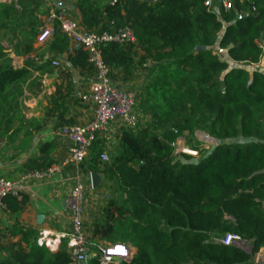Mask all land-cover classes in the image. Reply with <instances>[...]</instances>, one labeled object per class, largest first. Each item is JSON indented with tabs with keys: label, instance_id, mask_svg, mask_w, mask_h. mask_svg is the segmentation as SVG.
Here are the masks:
<instances>
[{
	"label": "trees",
	"instance_id": "trees-1",
	"mask_svg": "<svg viewBox=\"0 0 264 264\" xmlns=\"http://www.w3.org/2000/svg\"><path fill=\"white\" fill-rule=\"evenodd\" d=\"M205 1L76 0L86 30L133 32L136 45L107 44L102 60L120 70L125 82L136 79L138 67L148 71L138 109L152 119L136 130L123 128L112 145L97 138L81 166L85 175H99L114 196L95 215L92 248L82 264H100L101 247L127 242L136 249L132 259L109 264H254L264 250V71L243 68H264V0H233L230 10L218 4L210 10ZM47 14L37 0L0 3L3 163L18 160L31 147L45 118L59 114V127L73 124L65 119L69 89L64 94L61 87L44 119H25V94L38 87L33 74H53L52 61L66 53L71 67L93 72L88 52L70 53V38L58 28L49 45L56 57L39 54L35 46ZM198 124L212 147L204 155L199 143H189L200 155L194 165L193 157H177L174 150ZM55 150L53 143H43L21 172L47 173ZM28 203L24 193L3 200L2 212L15 220L0 229V264L71 263L67 241L55 252L40 247L39 231L18 221ZM227 234L249 242L251 252L220 243ZM7 236H20L19 242L3 243Z\"/></svg>",
	"mask_w": 264,
	"mask_h": 264
},
{
	"label": "built area",
	"instance_id": "built-area-1",
	"mask_svg": "<svg viewBox=\"0 0 264 264\" xmlns=\"http://www.w3.org/2000/svg\"><path fill=\"white\" fill-rule=\"evenodd\" d=\"M37 1L48 8L45 25L41 30L38 42H47L53 37L56 28H58L60 32L70 38L69 52H73L75 49L86 50L89 54V63L93 67L92 84L88 92L81 96V100L91 106L93 118L84 125L63 126L60 130L62 135L72 144L70 151L72 164L80 168L88 158L93 143L110 126L121 123L126 128L136 130L140 125L138 94L130 89L122 88L116 83L112 78V69L103 62L101 55V48L107 44H136V39L129 28L111 33L81 30L78 23L69 17L67 11L58 8L52 0ZM118 1L120 0H113L112 4L114 5ZM149 1L157 2L158 0ZM216 4L221 5L225 10L233 8V0L205 1V6L210 10H213ZM52 65L59 67L60 63L54 60ZM183 153L196 156L198 152L183 150ZM101 158L106 162L109 155L104 153ZM55 172L56 169L52 168L47 173L33 175L46 177L49 173ZM91 175L89 176V185L93 188ZM85 191L84 184L77 182L66 200L65 206L69 216V229L55 236L42 231L37 239L38 246L46 247L51 251L56 250L62 240L67 241L68 252L74 264H82L89 252V228L84 220ZM22 193L20 182H12L0 176V211L4 210V198L8 196L20 198ZM219 242L226 246L236 245L247 253H250L252 249L249 242L243 241L240 237L232 234H227ZM132 257V248L125 243H116L100 248V264L121 262L123 260L129 261ZM262 259H264V251Z\"/></svg>",
	"mask_w": 264,
	"mask_h": 264
},
{
	"label": "crops",
	"instance_id": "crops-1",
	"mask_svg": "<svg viewBox=\"0 0 264 264\" xmlns=\"http://www.w3.org/2000/svg\"><path fill=\"white\" fill-rule=\"evenodd\" d=\"M11 1L12 0H0V3H10ZM52 1L58 8L66 10L69 17L78 23L81 30H86L76 7V0ZM51 41L52 39H50L47 44H36L35 47L39 54L45 55L46 57H56V55L49 50ZM67 57L68 54L66 53L61 56L60 59H56L59 61L60 66L59 68H55L53 74L40 75L38 72L33 74L34 79L36 77L39 78L38 81L42 90L40 95H43L44 98L40 96L34 97L31 96V94H26V98L25 95L23 101L24 106L29 108V110H34L35 107L37 108L36 112L30 111L29 114L24 116L26 120L31 118H45V111L49 107L51 97L55 94L57 87H61L64 94L66 90L69 89L65 94V108L68 110L65 119L73 123L70 125H84L93 118L91 106L83 102L81 96L88 92L94 74L91 71L71 67L67 61ZM16 62L17 66H21L23 59L19 58ZM139 71L140 68L138 67L136 79L132 82L122 81V73L120 70H113L112 73L119 86L125 89H136L138 88V83L141 82L139 80ZM41 99L42 102L40 101ZM58 115L59 114H55L52 118H45L46 123L42 130L37 132L34 143L25 153L20 155V159L18 158V160L16 159L7 164L0 165V176L4 175L11 181L20 182L23 193L29 197V203L18 217V221L24 227H33L37 229L39 231L38 237L42 231L55 236L69 229V216L65 203L73 186L77 182H82L87 191L84 201V220L88 228H90L94 221V213H97V209L106 203V199L103 198L101 194L102 190L100 188H91L89 186V176L82 172L81 167L77 168L72 164L70 155L72 144L60 132L63 126L59 127ZM114 126L112 125L102 132L100 138L107 139L109 142V140L118 137L119 133L112 130ZM46 142L53 143L56 146V150L53 153L55 164L52 167L56 169V172L52 174L49 173L46 177L23 174L20 170L22 165L27 163L30 159L37 157L40 146ZM14 220V217L0 211V229L10 226ZM19 239L20 236H15V238L7 236L5 239H2V242H6L5 244L8 242L18 243ZM125 244L129 245L132 250L134 249L129 242ZM60 245L61 243L58 245L57 249L53 251H57ZM263 251L264 250L257 254L258 257L257 255L254 257V264H264V259H262Z\"/></svg>",
	"mask_w": 264,
	"mask_h": 264
},
{
	"label": "rangeland",
	"instance_id": "rangeland-1",
	"mask_svg": "<svg viewBox=\"0 0 264 264\" xmlns=\"http://www.w3.org/2000/svg\"><path fill=\"white\" fill-rule=\"evenodd\" d=\"M89 31H94V30H89ZM39 36H38V38H39ZM50 39H52V38H50ZM47 42H45V43L47 44ZM38 44H39V42H38ZM136 44H137V42H136ZM4 45H6V44H4ZM218 55H219V57L221 59H225L226 58V53L225 52H218ZM52 67H54V66L52 65ZM54 68H59V67H54ZM243 68H245L249 72H253L254 70L264 71L263 65H259L257 67L256 66L255 67L254 66H243ZM36 78H38V77H36ZM139 80L141 82L138 83L139 84L138 85V88H136V89H130V90H132V91H134V92H136L138 94V97H139L138 103L143 99V96H144L143 90H144V87L146 86V83L148 81V71H144L143 69L140 68V71H139ZM37 84H38V87L36 86L33 89V91H36V92H26V94H31V96H34V97H39L40 96L41 98H44L43 95H40L42 93L41 92L42 90L40 88L41 85H40V83L38 81H37ZM26 98H27V95H26ZM40 101L42 102V99ZM36 109L37 108L35 107L34 110H29V108H27L26 106H24L23 114L25 116L26 114H29L30 111L36 112ZM138 114L140 115V125H139V128L144 127V126H146V125H148V124L151 123V121H152L151 117H148V116L144 115L145 113L142 110L138 109ZM114 125H113L114 127H112V130L116 131L117 133H120V131L123 128H125L124 126L121 125V123H115ZM117 138L118 137L113 138V139L109 140V142H108L107 139L106 140L109 143V145H112L113 143L116 142ZM189 143H191L192 145L199 143L201 145L200 152L203 153L204 155H206V153H210L211 152L210 150H211V147H212V144H211L212 142L208 138L207 131H206L205 127L203 125H201V124H198L197 125V127L193 131V133H191V134L187 133L185 136L180 137L178 139V141L176 143V146H175V150H174L175 156H177V157L180 156V154L183 153V150H191L190 147H189ZM108 150H111V149L109 148ZM208 151H210V152H208ZM189 156H191V155H189ZM191 157L198 159V157H200V155L197 153L196 156H191ZM5 163L7 164L8 162H5ZM5 163H3L2 160H0V165L1 164H5ZM1 176L4 177V178H6V176H4V175H1ZM7 180H9V179H7ZM9 181H11V180H9ZM12 182H14V181H12ZM97 188H100L102 190L101 191V194H102V197L106 199V202L108 201L109 198L114 197L112 195V193L110 191H108V188L105 187V185L103 184L102 180L100 181V183H99V185H98ZM86 193H87V191H85V194ZM105 204L106 203H104V205L102 207H99L97 210L99 211L101 208H103L105 206ZM98 211H97V213H98ZM97 213H94V214L96 215ZM94 218H95V216H94ZM106 246H107V244H106ZM104 247H105V245H104ZM89 248H92V247L89 246ZM135 250L136 249H133L132 250L133 255L136 253ZM69 264H74V263L71 262Z\"/></svg>",
	"mask_w": 264,
	"mask_h": 264
},
{
	"label": "water",
	"instance_id": "water-1",
	"mask_svg": "<svg viewBox=\"0 0 264 264\" xmlns=\"http://www.w3.org/2000/svg\"><path fill=\"white\" fill-rule=\"evenodd\" d=\"M239 18H243L245 17V15H238ZM201 50H204V47L201 48ZM190 164H194V165H197L198 164V159L196 158H193L190 160ZM91 180H92V186L93 188H97L100 181H101V177L97 174H92L91 175Z\"/></svg>",
	"mask_w": 264,
	"mask_h": 264
}]
</instances>
